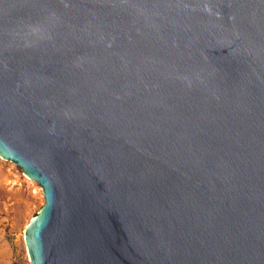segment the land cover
Here are the masks:
<instances>
[{"label":"water","instance_id":"95a60500","mask_svg":"<svg viewBox=\"0 0 264 264\" xmlns=\"http://www.w3.org/2000/svg\"><path fill=\"white\" fill-rule=\"evenodd\" d=\"M0 154L32 264H264V0H0Z\"/></svg>","mask_w":264,"mask_h":264},{"label":"rangeland","instance_id":"374dc122","mask_svg":"<svg viewBox=\"0 0 264 264\" xmlns=\"http://www.w3.org/2000/svg\"><path fill=\"white\" fill-rule=\"evenodd\" d=\"M44 203L39 182L0 154V264H32L25 228Z\"/></svg>","mask_w":264,"mask_h":264}]
</instances>
